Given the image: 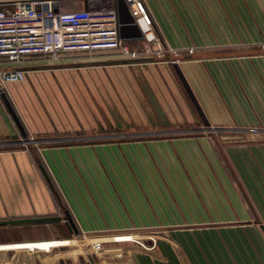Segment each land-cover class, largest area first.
Masks as SVG:
<instances>
[{
	"label": "crops",
	"instance_id": "1",
	"mask_svg": "<svg viewBox=\"0 0 264 264\" xmlns=\"http://www.w3.org/2000/svg\"><path fill=\"white\" fill-rule=\"evenodd\" d=\"M15 1L0 4L10 12ZM52 1L57 11L114 9L120 36H140L124 0ZM144 2L163 45L177 49V63L172 55L130 62L99 50L2 65L26 78L0 91V242L126 230L145 247L158 238L151 249L120 245L130 254L106 253L105 261L75 247L43 258L264 264V0ZM110 89L126 109L148 112L142 126L158 135L76 142L94 134L79 119L77 99L96 93L106 101ZM203 127L243 134L214 136ZM23 219L40 220L10 222ZM10 255L0 253V263Z\"/></svg>",
	"mask_w": 264,
	"mask_h": 264
},
{
	"label": "built area",
	"instance_id": "2",
	"mask_svg": "<svg viewBox=\"0 0 264 264\" xmlns=\"http://www.w3.org/2000/svg\"><path fill=\"white\" fill-rule=\"evenodd\" d=\"M140 36L123 38L119 34L118 14L114 9H88L57 11L52 0H21L13 3V9L6 12L0 4V91L8 84L25 80L22 69L3 67L4 63L20 62L25 56L49 55L57 60L61 53L115 50L131 61L143 57L162 60L167 55L177 56V49L163 45L153 29V18L144 0H124ZM264 49V45H262ZM196 49H186L193 55ZM173 59L177 63L178 59ZM126 230L116 232H86L64 239H39L18 242H0V253L11 255L0 264H60L62 255L46 257L54 250L75 247L83 255L105 254L116 258L129 255L131 249L118 248L123 244H137L145 249L154 247L156 237H149L152 247H145L142 238H129ZM122 235L121 238L113 237ZM113 237V238H111ZM105 261V259H104Z\"/></svg>",
	"mask_w": 264,
	"mask_h": 264
},
{
	"label": "rangeland",
	"instance_id": "3",
	"mask_svg": "<svg viewBox=\"0 0 264 264\" xmlns=\"http://www.w3.org/2000/svg\"><path fill=\"white\" fill-rule=\"evenodd\" d=\"M110 90L111 92L109 94V98H106V101L105 99L101 101L100 97L96 93H94L95 98L93 99L92 97H81L77 99V104L79 107V119L84 121L86 132L93 131L94 134L92 136L88 135L87 137L85 136V134L84 137L81 138L79 136L78 141L76 142H119L129 141L135 138H148L152 136L156 137L158 135L159 131H155V129H152L151 127L149 128L147 125L145 127L142 126V116H148V112H134L131 109H129V111L128 108L126 109L125 106L118 102L120 98L118 96H115L112 89ZM36 106L37 103H35L34 107ZM86 108H88V111L86 110ZM105 108L109 109L108 112L105 110ZM34 110L36 111L38 109L35 108ZM79 127L81 128L80 124ZM102 128L104 129L102 130ZM200 130L201 132L205 131L206 133H212L214 136H219V134L221 133L222 135H225L224 137L243 134V132H237L236 129L223 130L203 127ZM228 141L229 140L222 141V143L225 144ZM22 142L27 143L24 140ZM67 229L68 226H61V228H59V230L57 231L60 232L58 233L59 236L66 234ZM136 235L140 236V233H136ZM2 240L3 239L0 237V241Z\"/></svg>",
	"mask_w": 264,
	"mask_h": 264
},
{
	"label": "water",
	"instance_id": "4",
	"mask_svg": "<svg viewBox=\"0 0 264 264\" xmlns=\"http://www.w3.org/2000/svg\"><path fill=\"white\" fill-rule=\"evenodd\" d=\"M141 60H143V59H137L136 61H141ZM135 61V62H136ZM126 62H128V61H126ZM131 62V61H130ZM36 220H40V219H23V220H17V221H10V222H12V223H16V222H28V221H36ZM70 221H72L71 219H70ZM73 227H74V230H75V232H77V230H76V228H75V226L73 225Z\"/></svg>",
	"mask_w": 264,
	"mask_h": 264
}]
</instances>
